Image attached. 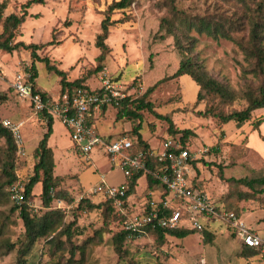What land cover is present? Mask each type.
<instances>
[{
	"label": "rangeland",
	"instance_id": "1",
	"mask_svg": "<svg viewBox=\"0 0 264 264\" xmlns=\"http://www.w3.org/2000/svg\"><path fill=\"white\" fill-rule=\"evenodd\" d=\"M27 1L0 0L5 3L0 13V34L3 19L10 14L20 16L22 5ZM113 1L116 0H44L41 5L33 4L26 10L25 21L16 31L13 42L37 46L33 50L36 57L31 49L21 48L11 53L0 50V119L25 121L21 134L27 153L25 158L17 159L0 137V186L5 181L3 167L11 160L15 182L21 180L25 184L32 176L36 162L33 151L46 131L47 122L35 114L26 100L17 98L13 82L20 71L29 70L33 63L37 74L35 87L50 99H56L61 90V77L36 59L47 58L50 66L66 72L67 82L79 81L99 89L100 76L106 72L120 91L128 95L127 106L131 109L135 110L140 101L150 104L140 111L142 136L150 145H157L158 139L167 133V122L157 115L169 118L177 135L190 130L193 136L188 139V147L196 152L194 172L201 188L219 205H240L245 225L258 229L264 237V207L260 202L263 196L232 181L264 175V158L258 155L264 151L260 137L264 138V121L259 132L250 133L244 141L251 120L263 113L264 108L253 111L250 120L243 124L230 121L222 125L212 116L245 109L249 98L264 84V68L261 70L254 59L247 60L234 41L200 34L193 27L188 29L186 23L198 19L220 20L223 24L238 20L242 31L233 37L246 40L249 18L259 17L261 0L244 3L241 0H131L128 8L109 15L112 21L122 22L110 27L105 40L108 52L99 61L95 38ZM164 18L174 26L180 48L173 37L158 39L164 34V30H159ZM185 57L197 62L224 88L231 96L230 101L203 93L201 101L196 102V83L185 75L173 77ZM118 111L119 108L108 107L98 117L96 127L101 135L125 134L137 124L126 117L118 118ZM205 112L206 117L202 115ZM48 146L53 151V175L60 179L57 191L66 192L67 198L54 199L48 208L43 207L41 185L37 184L29 200V211L38 217L50 213L51 217L56 216V228L50 235L56 236L55 243L42 238L25 253L21 243L25 229L19 211H10L12 203L4 188L0 194V264H70L71 248H77L72 262L78 264H264V253L260 251L244 258L240 253L242 244L237 238L225 235L228 228L223 225L208 228L212 235L209 243H203L198 232L182 240L166 237L162 244L147 234L125 241L117 250L113 241V235L119 230L117 222L96 203L93 204L98 207L91 210L80 207V200L87 199L85 191L95 186L101 175L106 176L108 185H117L124 181L123 174L101 152L90 153L88 159L79 155L68 131L58 120H53ZM144 185L142 177L136 194L142 193ZM68 224L75 230L70 240L59 235Z\"/></svg>",
	"mask_w": 264,
	"mask_h": 264
},
{
	"label": "trees",
	"instance_id": "2",
	"mask_svg": "<svg viewBox=\"0 0 264 264\" xmlns=\"http://www.w3.org/2000/svg\"><path fill=\"white\" fill-rule=\"evenodd\" d=\"M241 3H244L245 0H241ZM44 3V0H29L24 5H22L23 13L18 16L16 14H10L7 17H5L2 21V33L0 34V50L11 53L13 51L19 50L21 48L32 51V55L35 58L36 54L35 51L37 50V46L35 45H25L22 42H13V39L16 35V31L20 27V25L25 21L26 17V10L33 4L41 5ZM131 0H116L113 1L111 4L108 5L105 13L104 19L100 23V33L95 38V47L100 51V55L98 57L99 61H102L105 53L108 52V47L105 43V40L107 39L109 35V29L110 27L114 26L117 23H121L122 20H116L112 21L109 17L111 13L114 11H123L126 8L130 6ZM260 8H258L257 12L259 17H255L254 15L249 18V28H248V37L246 40L243 38H234L233 35H237L240 31H242V23H240L238 20H232L228 21L226 24H223L220 20H211V19H198L197 21H186L188 25V29L193 27L198 33H204L207 35H210L214 38L222 37L227 40L234 41L238 47L242 50V52L245 55V58L247 60H256L257 65L260 67L261 70L264 68V0H261V4H259ZM5 8V3H0V13ZM174 26H172L167 19H162L159 25V30H164V34H160L158 36L159 40H164L167 37H173L175 39V45H177L179 48L181 45L179 44V38L175 33ZM37 61L43 62L46 65V68L50 71H52L57 76L61 77V90L59 92V95H62L63 93H71V91L74 88L81 87L84 90L87 91H97V89H92L88 85L80 84L79 81H73V82H67L65 79L66 72L62 70H58L54 66L49 65V60L47 58H36ZM29 71L31 73L30 82L33 85L34 93H38L41 95L43 100L50 99L49 95L46 94L44 91L39 90L35 87L34 81L37 78V74L35 71V66L32 63L30 66ZM188 76L196 85L198 86V92L196 95V102L201 101L202 94L205 95H215L218 96V98L224 102L230 101V94H228L224 88H222L215 80L210 78L206 72L203 70V68L197 63L194 62L192 59L185 57L183 60L180 61L179 67L176 70V72L173 74L174 78H178L181 76ZM151 91V90H148ZM58 95V96H59ZM129 103L128 98L125 100H122L119 102L118 106H109L114 107L115 109H120V111L117 112V117L122 118L126 117L128 119H132L136 121L137 124L128 132L125 134H121L118 136H112V135H101L98 130V134L107 142H114L118 138L122 136L128 135L132 142L133 147L129 154H136L138 152H146L150 148L149 142L143 138L142 136V121H141V115L140 111H142L145 108H149L150 104H142V101H140L138 104L135 105V110L131 109L127 104ZM32 110L33 108L29 106ZM108 107H103L101 112L97 114L94 119L90 120L88 124L94 125L96 127V122L98 121V117L102 116L105 110ZM264 108V84L260 86L257 90V94L255 96H252L249 98V103L245 107V109L237 111L232 110L229 113H219L216 115H212L213 117H216V119L222 124L225 125L230 121L235 122L236 124H243L245 122H248L251 118V113L253 111L259 110ZM34 111V110H33ZM36 115L46 118V131L43 134L42 138L38 142L36 148L33 151V157L36 160L32 176H30L27 179V182L24 184V195H25V202L23 205L18 209V207L14 204V202L10 199V193L9 189L11 185L15 182V176H14V164L11 160L10 162H7L5 166L3 167V173L5 176V181L0 186V194L2 192V189L6 188V192L8 194V197L12 203V207L10 208L11 212L19 211L20 218L22 220L25 232H24V241L23 243V249L26 252H28L32 246L40 239L44 238L46 242L54 244L56 240V236L51 237V233L55 231L56 228V220L54 218L56 217L53 215L51 217V213L48 215H44L41 217H38L36 215H33L29 211V206L27 203L31 199L33 188L37 185H41V192L40 197L42 201L43 207L48 208L51 202L54 199H60L64 200L67 198V193L62 192L61 190L57 191V188L59 187L60 179L57 176L53 175L54 171V159H53V151L48 146V140L52 133V124H53V118L47 114L46 111L37 112ZM204 117L206 115L208 116V113L202 114ZM157 118L164 120L168 124L167 133L161 138V140L165 137H172L177 135L178 131L173 129V125L169 118L165 116L157 115ZM253 121V122H252ZM264 121V118H257L252 119L250 122V126L252 127V130H257L258 126ZM97 129V127H96ZM241 132V131H240ZM181 133V141L183 145H186L188 143V139L190 136H193V133L190 130H183ZM244 141L246 143V134L244 135ZM0 137L4 138L5 144L7 149L11 152V155L15 154V146L12 139V136L8 130H6L1 125V119H0ZM261 139L264 142V138L260 136ZM160 140V139H159ZM188 145V144H187ZM75 151L77 152L76 148L73 146ZM248 150L252 151L251 149L247 148ZM78 153V152H77ZM255 153V152H254ZM79 154V153H78ZM81 155V154H79ZM160 164L157 163L155 160L154 162H151L150 168L151 169H157L159 168ZM194 161L192 162V168L193 171L195 169L194 167ZM219 169H221L219 167ZM196 173V172H194ZM143 176V172H137L132 177L128 178L126 180L127 184V191L126 195L129 196V194H132L135 191V187L137 186L138 180ZM146 180L148 182L147 189L151 190L153 186H158V181L151 176H146ZM233 182L237 183L238 185L244 186L247 190L251 192H257L263 198L261 199V205L264 207V175L259 178L255 179H238V180H232ZM192 184L194 187L199 188L203 190L200 186V182L197 179V176L195 175L194 179L192 180ZM256 187L259 189L256 190ZM204 191V190H203ZM244 197H247V194L244 195ZM71 200V198H68ZM113 202L111 200H108L104 203L98 204L101 206L105 212V214L111 216V218H114V220L119 225V230L113 235V241L115 242V246L117 250L121 249V245L127 241L131 240V238L128 237L127 233L121 229V219L116 214V209L114 208ZM222 207L225 210L234 212L238 217H241V212L243 211L240 205L234 206L232 204H223L221 203ZM80 207H86L87 209L91 210L94 208H97L92 202H90L88 199H82L80 202ZM84 205V206H83ZM233 207V208H232ZM72 224H68L65 226V228L59 233L61 236H67L68 240H70V237H72L75 233V230L72 228ZM2 225L0 224V232H1ZM198 232L201 234L203 243H209L211 242L212 235L211 231L209 230H201V231H195L192 229H189L187 227H180L176 229H164V228H148L147 234L152 235L156 238L159 244H162L165 241L166 237H171L175 239L182 240L185 237ZM225 235L233 237L236 239L235 232L228 228L225 232ZM230 244V243H228ZM226 245V244H225ZM242 248L240 249V253L244 258L253 257L256 254V249L244 246L242 244ZM120 247V248H119ZM230 246H228L229 248ZM8 249H11V246H9ZM77 248H71L70 249V257H69V263L70 264H78V262L74 261L72 262L73 257L75 255V251Z\"/></svg>",
	"mask_w": 264,
	"mask_h": 264
},
{
	"label": "built area",
	"instance_id": "3",
	"mask_svg": "<svg viewBox=\"0 0 264 264\" xmlns=\"http://www.w3.org/2000/svg\"><path fill=\"white\" fill-rule=\"evenodd\" d=\"M30 78L31 73L26 69L15 77L13 90L17 98L26 100L35 114L46 111L53 120H58L68 131L70 141L79 154L87 158L94 151L101 152L109 164L123 174L124 181L117 185H108L106 176L101 175L99 182L85 194L87 199H95L96 202L92 203L96 204L111 200L121 219V229L129 238L146 236L148 228L187 227L201 231L223 225L235 232L241 244L264 253V237L252 232L241 217L225 210L205 191L193 186L195 173L192 162L196 159V152L190 150L188 143L182 144L181 135L158 139L157 145H150L146 152L132 155L129 152L133 142L128 135L107 142L94 125L88 124L104 106H118L120 101L128 98L106 72L100 76L101 87L97 91L77 87L71 93L65 92L56 99L45 101L40 94L34 93ZM25 124L23 120L1 119V125L12 136L17 159H23L27 154L21 134ZM155 160L160 166L151 169V162ZM140 171L145 182L142 193L134 191L127 196L126 180ZM147 175L156 179L158 186L147 189ZM9 193L10 199L20 209L25 202L24 183L17 180L11 185ZM27 205L30 206V203Z\"/></svg>",
	"mask_w": 264,
	"mask_h": 264
},
{
	"label": "crops",
	"instance_id": "4",
	"mask_svg": "<svg viewBox=\"0 0 264 264\" xmlns=\"http://www.w3.org/2000/svg\"><path fill=\"white\" fill-rule=\"evenodd\" d=\"M259 117H260V118H264V112L258 114L257 118H259ZM252 122H253V121H252ZM261 125H262V124H261ZM261 125L258 126L257 130H252V127H251V126H249L248 130H245V131H246V132H245V134H246V141H247L248 135H249L250 133H253V132H259V130H260V126H261ZM262 142H263V141H262ZM263 146H264V142H263ZM246 147L249 148V149H251L253 152H255V151H254L252 148H250L249 146L246 145ZM256 153H257V152H256ZM258 155H259V157L264 158V151H263V153H260V154L258 153ZM247 228L250 229L252 232L259 234L258 229H255L254 227H250V226H247Z\"/></svg>",
	"mask_w": 264,
	"mask_h": 264
}]
</instances>
